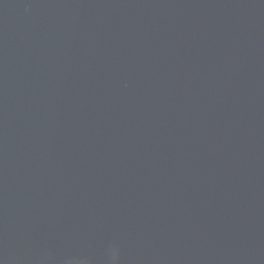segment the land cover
Returning a JSON list of instances; mask_svg holds the SVG:
<instances>
[{"label":"water","instance_id":"obj_1","mask_svg":"<svg viewBox=\"0 0 264 264\" xmlns=\"http://www.w3.org/2000/svg\"><path fill=\"white\" fill-rule=\"evenodd\" d=\"M0 264H264V0H0Z\"/></svg>","mask_w":264,"mask_h":264}]
</instances>
